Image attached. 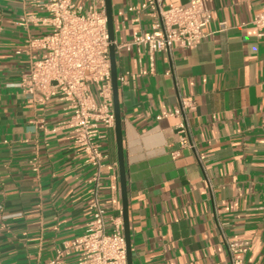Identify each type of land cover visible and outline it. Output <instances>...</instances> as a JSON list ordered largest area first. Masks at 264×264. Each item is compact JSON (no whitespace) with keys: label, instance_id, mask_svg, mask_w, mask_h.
<instances>
[{"label":"crops","instance_id":"obj_1","mask_svg":"<svg viewBox=\"0 0 264 264\" xmlns=\"http://www.w3.org/2000/svg\"><path fill=\"white\" fill-rule=\"evenodd\" d=\"M144 1L112 0L117 43L155 24L131 11ZM204 1L212 21L192 49L157 53L151 68L146 53L117 56L134 264H233L234 240L250 242L247 264H264V0ZM46 3L0 0V264H78L67 246L92 219L93 171L65 126L70 112L19 87L27 40L51 30ZM183 101L194 108L178 115ZM185 119L193 150L179 147ZM103 144L110 222L122 216L115 129Z\"/></svg>","mask_w":264,"mask_h":264},{"label":"built area","instance_id":"obj_2","mask_svg":"<svg viewBox=\"0 0 264 264\" xmlns=\"http://www.w3.org/2000/svg\"><path fill=\"white\" fill-rule=\"evenodd\" d=\"M179 0H145L136 11H146L155 19L149 30H142L125 43L115 42L117 56L136 50L148 54L150 68L157 53L171 54L176 47L192 49L205 37L204 29L212 21L211 10L204 0L178 4ZM50 32L42 38H29L26 50L29 63L19 87L26 89L34 101L45 106L53 100L64 104L70 112L65 123L74 134V146L85 156L92 168L90 180L92 219L85 233L67 246L79 253L78 264H128L122 216L105 220L100 189L104 176L106 154L103 142L107 131L115 128L114 98L108 19L105 0H47ZM220 28L228 29L226 22ZM264 35V11L255 21ZM38 51V54L35 52ZM167 76L172 71L166 72ZM126 84V77H118ZM194 103L183 101L176 111L184 115ZM179 147L194 149L190 126L185 119L179 126ZM173 159L181 151L172 154ZM35 165V166H34ZM35 171L38 166L33 164ZM233 264H247L251 250L249 241L229 242ZM62 257V254H60ZM53 264H60L54 262Z\"/></svg>","mask_w":264,"mask_h":264},{"label":"water","instance_id":"obj_3","mask_svg":"<svg viewBox=\"0 0 264 264\" xmlns=\"http://www.w3.org/2000/svg\"><path fill=\"white\" fill-rule=\"evenodd\" d=\"M106 2V13L108 19V30L109 37L112 45L110 47L111 57V70H112V84H113V98H114V113H115V136L117 145V157L120 173V185H121V196H122V219L124 224V236L126 240L127 248V261L128 264L133 263V251H132V234H131V223L129 214V195H128V177L127 169L125 165V152H124V141L122 132V111L120 105V91L118 83V64L116 54V35L114 27V11L112 0H105Z\"/></svg>","mask_w":264,"mask_h":264}]
</instances>
